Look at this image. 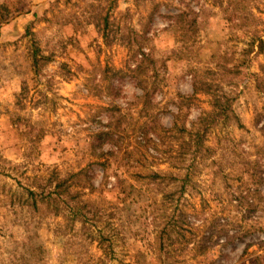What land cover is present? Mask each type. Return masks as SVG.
I'll return each mask as SVG.
<instances>
[{"label": "rangeland", "instance_id": "rangeland-1", "mask_svg": "<svg viewBox=\"0 0 264 264\" xmlns=\"http://www.w3.org/2000/svg\"><path fill=\"white\" fill-rule=\"evenodd\" d=\"M0 264H264V0H0Z\"/></svg>", "mask_w": 264, "mask_h": 264}, {"label": "trees", "instance_id": "trees-1", "mask_svg": "<svg viewBox=\"0 0 264 264\" xmlns=\"http://www.w3.org/2000/svg\"><path fill=\"white\" fill-rule=\"evenodd\" d=\"M259 40H261V39H259ZM34 63H35V66H37V65L39 64L38 56L35 57V61H34ZM187 178H188V175L186 176V179H187Z\"/></svg>", "mask_w": 264, "mask_h": 264}]
</instances>
